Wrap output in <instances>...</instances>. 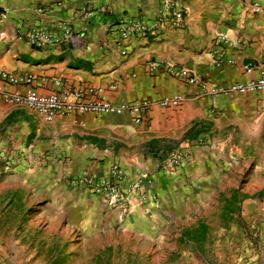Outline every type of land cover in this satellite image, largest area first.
<instances>
[{
  "label": "crops",
  "instance_id": "obj_1",
  "mask_svg": "<svg viewBox=\"0 0 264 264\" xmlns=\"http://www.w3.org/2000/svg\"><path fill=\"white\" fill-rule=\"evenodd\" d=\"M181 1L189 8L182 29L123 42L108 25L153 17L162 0H0V70L33 77L17 88L4 84L6 92L31 88L64 98L85 90L87 98L114 104L151 103L141 123L128 113L60 114L47 122L0 97V256L6 264H18L27 232L20 231L19 218L10 210L26 207L22 203L29 195L38 198L39 209L59 212L42 219L44 233L38 234H46L41 240L52 244L38 247V258L55 256L60 258L56 264H64L61 259L66 258L69 264L68 258L80 252L91 259L81 264H209L202 248L211 238L201 231L204 196L228 177L218 164L226 145L235 144L239 136L247 143L257 133L264 137V91L211 96L201 82L189 84L161 65L188 68L202 82L218 86L264 74V0ZM85 10L92 11L88 19ZM59 21L73 29L71 42L35 48L18 33L49 30ZM122 47L128 50L126 56ZM248 66H253L252 74ZM91 88L101 92L88 94ZM176 96L184 98L179 106L158 105ZM43 133L61 145L44 160L45 153L38 149ZM178 145L188 156L176 171H165L163 164ZM60 154L67 160L60 161ZM115 165L125 173L124 186L146 176L143 181L158 201L136 207L121 219L99 197L74 183L84 171L106 177ZM247 185L264 192L261 178ZM9 194L23 196L24 202H4ZM76 210L82 223L74 219ZM111 218L122 223V233L83 231ZM74 227L82 232L76 234ZM38 264L48 261L38 259Z\"/></svg>",
  "mask_w": 264,
  "mask_h": 264
},
{
  "label": "built area",
  "instance_id": "obj_2",
  "mask_svg": "<svg viewBox=\"0 0 264 264\" xmlns=\"http://www.w3.org/2000/svg\"><path fill=\"white\" fill-rule=\"evenodd\" d=\"M256 9L262 7L256 4ZM44 13V9L39 10ZM189 8L181 0H162L161 8L153 17H140L122 19L119 22L108 25V31L114 33L118 38L126 42L133 37L138 36H155L161 30H179L185 25ZM92 11L85 10L84 17L88 19ZM87 30V28H85ZM21 37L35 48L44 47L51 44H63L71 42L74 39V31L65 21L56 22L52 29L32 28L27 32L18 31ZM223 43H227L224 36L219 37ZM122 55L126 56L128 50L126 47L121 48ZM221 58L215 61L220 63ZM163 69L171 75L182 79L189 84L203 85V90L211 96L227 95L231 93H255L264 91V74L251 78L246 82H236L230 85H213L202 82L198 75L184 67H179L172 63L161 65ZM247 73L254 72L253 66L246 68ZM33 77H21L13 72L0 70V97L16 105L23 106L47 122H52L60 114H85L93 113L100 115H123L130 114L136 123L143 121L144 113L150 108L151 103L144 102H123L114 104L110 101L100 98H87L85 90H77L68 93L64 98L57 95H42L34 89H28L21 92L17 89L6 92L4 84L17 88L18 86L28 85ZM88 94H98L100 89L91 88ZM184 100L181 96L165 98L158 102V105L164 108L177 107ZM188 153L186 148L178 145L175 146L168 154L163 164V169L168 172L176 171L184 163ZM125 173L119 165H115L110 174L103 178H97L90 172L84 171L76 177L74 183L87 188L90 194L97 196L110 209L116 211L121 219L135 210L136 207H145L151 201L157 202V196H151L145 182L146 176L135 184L124 186ZM0 264H6L5 259L0 256Z\"/></svg>",
  "mask_w": 264,
  "mask_h": 264
},
{
  "label": "rangeland",
  "instance_id": "obj_3",
  "mask_svg": "<svg viewBox=\"0 0 264 264\" xmlns=\"http://www.w3.org/2000/svg\"><path fill=\"white\" fill-rule=\"evenodd\" d=\"M258 132L257 130L255 133ZM62 138H60L61 140ZM244 141L241 143V141ZM56 140L50 134L43 133L38 137V149L45 153L44 160L50 150L58 149ZM240 141V143H239ZM242 137L236 138V143L224 147L225 155L220 160L219 168L227 174V179L221 181L216 191L204 196V209L201 221L204 222L201 231L208 232L211 238L203 244V260L209 264H264V192L258 193L254 187H248V182L264 180V137L258 133L250 143ZM62 158L67 156L60 154ZM65 162V161H64ZM21 200L23 196L9 194L3 197V201ZM38 198L29 195L24 204L26 207L14 211L10 210L11 216L16 215L20 221V231L26 234L22 241L18 264H38V259L56 264L60 258L44 257L38 258V247L52 244L42 241L46 234H38L43 230L47 216H57L58 211L39 209ZM16 212V213H15ZM81 213L76 210L74 219L81 221ZM112 225L111 228H107ZM122 223L113 218L99 225L86 226V233H122ZM200 230V228H198ZM74 232L79 234L82 230L74 227ZM4 236H7L6 234ZM36 249L37 253L33 251ZM89 253V251H88ZM93 259V258H92ZM66 258H62L67 264ZM91 260L82 254L76 253L68 258L69 264H81L82 261Z\"/></svg>",
  "mask_w": 264,
  "mask_h": 264
}]
</instances>
